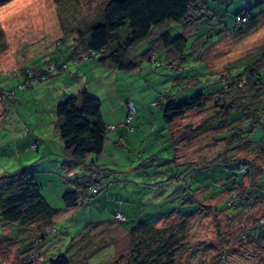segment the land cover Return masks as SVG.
<instances>
[{
  "label": "rangeland",
  "instance_id": "obj_1",
  "mask_svg": "<svg viewBox=\"0 0 264 264\" xmlns=\"http://www.w3.org/2000/svg\"><path fill=\"white\" fill-rule=\"evenodd\" d=\"M106 1L67 0L56 4L53 0H0V88L3 93L11 88L16 91V102L14 105L11 103L9 109L7 103L3 104L0 99V117L7 110L4 119L0 118V177L3 174H15L23 168L29 170L35 178H39L37 183L48 203L55 208L62 205L61 196L67 187L66 179H75L80 175L82 167L63 170V149L54 146L53 154L46 156L43 149L39 148L40 151L37 152L36 143L42 144V134L45 132H49L50 139L56 142L51 128L56 118V105L85 89L100 100L104 117L118 119L123 114L126 117L125 103L130 100L135 104L138 112L131 123L133 129L126 125V129L133 133L134 141L129 143L128 151H120L127 154L119 158L123 169H117V166L109 168L114 170L109 181L114 183L113 179L123 173L126 179L134 182L127 188L128 192L123 198V201L127 198L132 203L140 202L142 191L146 190L148 184L154 191L162 184L165 185L163 188H168L170 198L177 199L169 201L170 208H167L169 211L166 213L168 217L179 205V197L172 189L185 185L194 189L215 182L210 188L216 190L227 174L215 165L208 169L201 168L224 146L225 142L222 140L215 141V138L223 135L222 131L206 132L192 140L181 135L184 125L195 126L205 119L210 112V103H206V108L201 112L188 113L170 128H164L163 125V104L168 100L189 98L199 92L214 93L221 87L218 78L226 74L228 68L238 69L248 61L264 56V19L259 24L251 21L242 24L241 32L230 33L235 27L233 14L246 6L253 7L261 0H209V6L222 19L215 17L213 23H201L196 28L199 35L210 33L207 43L199 45V55H203V60L187 57L185 67L181 69L167 65L163 55L159 56L158 61L150 63L143 57L147 46L141 42L129 56L131 60L141 62L140 67L132 72L119 71L101 64L97 57L83 56L78 60L75 55L78 32L86 31L90 25L100 20L99 15ZM220 21L226 24L229 31H221ZM167 29L172 35L182 32L178 24H169ZM205 45L208 48L203 52ZM75 58L77 62L74 61ZM53 65H63L65 68L51 71L42 81L36 80L31 89L25 85V89L19 88V80L24 82L25 79L22 74L24 69L40 68L48 71L49 66ZM234 118L238 116L235 115ZM249 126L250 123L244 122L240 128L248 130ZM262 135L264 127L261 125L250 133L254 140ZM24 137L33 139L35 146H30L26 151L22 145L17 146L16 141H22ZM176 138L181 139L173 146ZM189 166L193 169H189ZM198 166L199 168H194ZM259 168L264 170V159L260 161ZM177 178L179 181H176ZM205 194L208 196L210 192L204 191ZM99 195H105V189ZM96 197L87 206V218L78 219L74 224L72 221L77 219L76 216L73 220L54 224V229L58 232L55 233V239L60 249L52 254L69 256V238L75 237L77 232H88L90 226L94 229L87 234L89 242H83L82 252L79 250L73 254L75 264L81 263L85 256L87 264H115L117 261L118 264H125L131 248V238L126 230L133 228L137 222L135 220L121 224L117 220L106 223L108 218L112 220L115 201L111 199L115 197L109 199V203H103L99 209L93 203ZM222 199L223 196L219 195L204 203L214 205ZM82 210L83 208L78 210L80 214ZM98 220H104V225H99ZM179 221L180 219L173 217L169 221L170 225L168 222L167 225L174 230ZM164 225L166 223L162 224ZM6 231L15 233L14 226H2L0 223V237L2 234L11 237V233ZM240 232L238 227H228L223 218L218 227L211 216H195L190 222L185 239L188 253H184L179 264H213L223 252L226 254L222 264H264V250L248 241H238ZM26 234L16 233L17 239ZM50 235L46 242L48 244L55 237ZM18 246L19 243L15 244L9 255H0V264L18 263L14 260Z\"/></svg>",
  "mask_w": 264,
  "mask_h": 264
},
{
  "label": "trees",
  "instance_id": "obj_2",
  "mask_svg": "<svg viewBox=\"0 0 264 264\" xmlns=\"http://www.w3.org/2000/svg\"><path fill=\"white\" fill-rule=\"evenodd\" d=\"M53 1L61 4L67 0ZM99 17L100 20L86 31L78 32L75 55L78 60L83 56L97 57L101 64L124 72H132L140 67V60H131L129 56L141 42L147 46L143 57L150 63L158 61L159 56L163 55L167 65L181 69L185 67L187 57L203 60V55H199V45L207 43L210 33L199 35L196 28L201 23H213L215 17L222 19L209 6V0H107ZM233 19L235 27L230 31L233 34L242 31V24L250 21L261 23L264 19V0L257 1L253 7L246 6L235 12ZM222 23H219L221 31H229L226 24ZM169 24L180 25L182 32L172 35L167 29ZM207 48L205 45L203 52ZM54 66V72L64 69L63 65ZM227 71L218 78L221 83L218 91L199 92L189 98L165 101L162 113L163 124L170 128L188 113L201 112L206 108V103H210V112L205 119L195 126L184 125L181 135L192 140L206 132L222 131L223 135L215 138V141L222 140L224 146L201 168L219 166L226 172V178L219 182L216 190L211 189L210 185L194 189L189 185L182 186L184 193L179 205L170 213L171 216L164 218V226H155L153 219L136 220V225L128 230L131 248L125 264H179L184 253H188L185 239L190 222L197 215L211 216L218 227L220 220L225 219L228 227L241 230L238 241H248L264 250V170L259 168L260 161L264 159V135L257 140L250 136L256 126L264 127V56L248 61L238 69L228 68ZM22 74L25 79L19 88L23 89L24 85L32 87L36 80L42 81L51 73L39 68L24 69ZM13 93V88L4 93L0 88V99L10 103ZM7 106L9 109L10 104ZM235 115L238 118H234ZM131 122L129 125L126 122L124 124L130 126ZM244 122L250 123L248 130H241L240 125ZM55 128L67 155L62 162V169L69 171L77 166L82 167L79 176L72 180L66 179L67 187L61 196L63 210L82 207L86 202L88 205L99 191L98 176L102 169L96 165V159L104 151L109 131L102 120L100 100L85 89L77 95L66 97L56 105ZM180 139L176 138L173 146ZM191 167L188 168L193 169ZM92 186L96 187L97 193L89 195L87 191ZM206 190L210 192L209 197L222 195L223 199L214 205L205 204L206 200H201L197 194ZM61 210L46 201L40 185L29 170L23 168L15 174H3L0 177V223L2 226L13 225L17 235L27 234L16 240L8 236L0 237V255H5L3 243L6 242L9 247L19 243V247L24 245V249L18 251L22 258L16 259V264L39 261L42 255L39 254L38 244L50 234L55 236L53 239L57 237L53 218ZM117 214L124 217L121 224L127 221L125 215L117 212L113 222L117 221ZM173 217L180 219L174 230L169 226ZM102 222L97 223L104 225ZM86 238L72 239L70 250L82 252L83 242L90 240L87 238L85 241ZM225 254L223 252L213 264H222ZM74 258L58 254L48 258L46 264H75ZM82 259L79 264H87V257Z\"/></svg>",
  "mask_w": 264,
  "mask_h": 264
},
{
  "label": "crops",
  "instance_id": "obj_3",
  "mask_svg": "<svg viewBox=\"0 0 264 264\" xmlns=\"http://www.w3.org/2000/svg\"><path fill=\"white\" fill-rule=\"evenodd\" d=\"M58 77H60V76H58ZM20 83H21V80H19V85H20ZM33 86L27 87V88L31 89V88H33ZM20 89L23 90L25 88H23V89L20 88ZM64 93H65V90H63V94ZM15 96H16V91L14 89V93H13V97L11 98V102L7 103V101H5L3 104L7 103L9 105L12 103V105H14L16 102ZM6 111L2 114V116H1L2 118L0 117L1 119H4V117L6 115ZM101 115H102V120L105 123V125L115 126L116 128H115V130L107 131V135H106L107 137H106V142H105V146H104V151L96 159V165H98L99 168L102 169V172L98 176L100 179L99 191H98L97 195H95V196H97L96 200L93 201V203H95V208H97V209L101 208L103 203H109L108 200L111 199L112 197H115L114 199H111L113 202L115 201L114 205L111 202V204L113 205L114 208H112V213L109 212L112 214V220H110L108 218L107 221L113 222L115 214L117 212H120L127 217V221L125 223H129V222L135 221V220L140 221L141 219H144V220L146 219L148 221L153 219L152 223H154L155 226H157V227L164 224L163 223L164 218L167 215L166 213L169 211L167 208H170L169 201H172V200L176 201L177 200V199H171L170 198L171 195H170L168 188H163L165 185L162 184L161 187H159L156 191H154V190L150 189V184H148V187L146 188V190L144 189L142 191L141 200H139L140 202L132 203V202H129L127 200V198L125 199V201H123V198L125 197V194L128 192L127 188L130 185H132L134 182L132 183L131 181L126 179L122 175L123 173H121V176H116L113 179L114 183L109 181L111 179V175H112L111 173L114 172V170L109 169L110 167H116L117 166L118 167L117 169H123V167H124L123 163L121 162V160L119 161V158H120V156L123 157V156H126L127 154L121 153L120 151H121V149H125L126 151H128V145H129V143L132 144V141H134V135L131 131H128L126 129V125L124 124V122H125L124 121L125 120L124 114L121 116H118V119L117 118L111 119L113 117H110V116L104 117L102 112H101ZM11 120L14 121V117H12ZM133 120H132V122H133ZM55 122H56V118L53 120V122L51 124L52 125L51 128H52V130L57 132V133H54V131H53V136H54L56 142L54 143V140L50 139L49 135H51V134L49 132H48V134H47V132H45L42 134V137H43L42 138L43 139L42 144L40 142H38V143L35 142L37 144L36 149H37V152L40 151V149H43L44 154L46 156H49L50 154H53L54 146H56L57 149H63V152L61 154L63 155V160H64L67 157V155L65 153L63 142L60 138L59 132L55 128ZM128 127L130 129H133L131 127V125ZM164 128H165V125H164ZM20 139H22V138H20ZM32 141H33V139L30 140L28 137H24V139L22 141H16V143H17V146L22 145V148L23 149L25 148L24 151H26L30 146H32V147L35 146V143H32ZM111 164H113V165L111 166ZM176 164H179V163H176ZM130 168L132 169L131 166H129V169ZM35 179H36V182L39 181V178H35ZM176 181H179V178ZM212 183H214V182H212ZM212 183H209L207 186L211 185ZM102 189H105V195H99L98 196L99 192H101ZM172 191H173V193L174 192L176 193V195L179 197V201H180L182 193H184L182 186L180 188H174V189H172ZM178 191H179V195H178ZM184 191L186 192V190H184ZM201 193H202L203 198H202V196L198 197L201 200L202 199H205V200L216 199V197H209V195L207 196V194L204 195V191H201ZM206 193H207V190H206ZM197 196H198V194H197ZM134 204H135V206H134ZM88 205H90V204H88ZM88 205L86 204V205H84L82 207H78L76 209L63 210L64 206H63V202H62L61 206H60V204L57 206L58 209H62V210L53 218V224L60 223L62 221L73 220L77 216V219H75L74 222L72 221V223L75 224L78 221V219H83L86 217L85 215H87V206ZM81 208H83V210H82L83 212L80 214L79 213L80 211H78V210ZM100 221H104V220H98L97 222H100ZM93 229L94 228H91L89 226L88 232H87V230L84 231L85 233L84 232H79V233L77 232V234H75L76 235L75 237L71 236L69 238L70 240L67 241L68 242L67 251L69 253V256L70 255L73 256V254L75 253L74 250H70V247H69V244L72 241V239H77V238L79 239V237H82V236L87 237V234L89 233V231L90 230L93 231ZM3 231H4V229H3ZM126 231L128 232V230H126ZM6 232L11 233V237H13L12 238L13 240L17 239L16 233H12L11 231H6ZM14 232H17V231H14ZM82 233H84V235H82ZM5 235L2 234L1 237L5 236ZM48 238H49V236L45 239V241H42L41 244H38L39 245L38 251H39V254H41L42 256H40L39 261H36L33 264H46V262H45L46 259L53 257L54 255L52 253L54 251H59L60 248H58V242H56L57 240L52 238L53 241L48 244V243H46L49 240ZM86 240H87V238L85 239V241ZM56 243H57V245H55ZM5 244H6V242H5ZM14 245L15 244H13L11 247H9L8 245H5V246H7V247H5L2 245V247L4 249L3 252H5V254L9 255L10 252L13 250L12 247H14ZM20 249L21 250L24 249V245H21L20 247L19 246L16 247L15 250L17 251L16 252L17 254H15L14 260H16V259L18 260V258H22V254L19 255L20 252L18 253V251ZM43 254L45 255V258H43Z\"/></svg>",
  "mask_w": 264,
  "mask_h": 264
},
{
  "label": "built area",
  "instance_id": "obj_4",
  "mask_svg": "<svg viewBox=\"0 0 264 264\" xmlns=\"http://www.w3.org/2000/svg\"><path fill=\"white\" fill-rule=\"evenodd\" d=\"M62 68H65V66H62ZM53 70H55V66H54V65H53V66H49L48 71H46V72L49 74V73H51V71H53ZM28 74H29V77H31L30 72H29ZM43 78H44V77H42V79H43ZM126 109H127V117H126L125 122H126V124L129 125V123L132 121L133 117L136 115L137 110H136L135 105H134L133 102H131V101H128V102L126 103ZM107 129H108V130H114L115 127L109 125V126H107ZM92 177L95 178V174H93ZM87 193H88L89 195H94V194H96V193H97L96 187H94V186L90 187V188L88 189ZM86 204H87V202H86ZM116 218H117V220H119V222L124 221V217H123L121 214H117Z\"/></svg>",
  "mask_w": 264,
  "mask_h": 264
}]
</instances>
